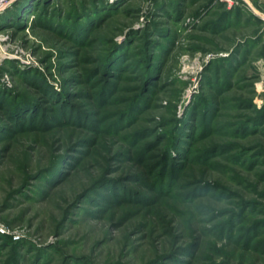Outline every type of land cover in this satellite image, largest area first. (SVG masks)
Returning a JSON list of instances; mask_svg holds the SVG:
<instances>
[{
    "label": "rangeland",
    "instance_id": "rangeland-1",
    "mask_svg": "<svg viewBox=\"0 0 264 264\" xmlns=\"http://www.w3.org/2000/svg\"><path fill=\"white\" fill-rule=\"evenodd\" d=\"M230 1L0 11V264H264V0Z\"/></svg>",
    "mask_w": 264,
    "mask_h": 264
},
{
    "label": "built area",
    "instance_id": "built-area-1",
    "mask_svg": "<svg viewBox=\"0 0 264 264\" xmlns=\"http://www.w3.org/2000/svg\"><path fill=\"white\" fill-rule=\"evenodd\" d=\"M13 1L15 0H0V11L2 9H4V7L8 6L9 4H11ZM227 4H231V1L230 0H221ZM0 235L1 236H10L12 238V240L14 241H18L19 240V235L17 232L15 231H11V230H8L7 228H5L2 223H0Z\"/></svg>",
    "mask_w": 264,
    "mask_h": 264
},
{
    "label": "trees",
    "instance_id": "trees-1",
    "mask_svg": "<svg viewBox=\"0 0 264 264\" xmlns=\"http://www.w3.org/2000/svg\"><path fill=\"white\" fill-rule=\"evenodd\" d=\"M25 2H26V0H25ZM23 4H24V2H23V1L21 2V1H20V2H18V3L15 4V7H16V8H17V7H20V8H21V7H23ZM15 7H14V9H16ZM14 9H13V11H14ZM9 16H10V17H14V19H15V17L17 18L18 15H17L16 13H12V12H11V14H10ZM9 16H8V17H9ZM0 238H2V239H6V237H3V236H0Z\"/></svg>",
    "mask_w": 264,
    "mask_h": 264
}]
</instances>
